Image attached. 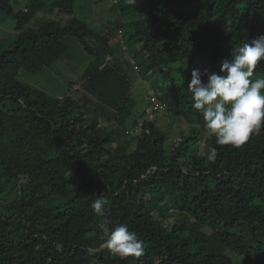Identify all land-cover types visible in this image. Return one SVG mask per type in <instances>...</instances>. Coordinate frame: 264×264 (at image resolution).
<instances>
[{
  "label": "trees",
  "instance_id": "trees-1",
  "mask_svg": "<svg viewBox=\"0 0 264 264\" xmlns=\"http://www.w3.org/2000/svg\"><path fill=\"white\" fill-rule=\"evenodd\" d=\"M117 9L94 26L75 0H0L12 28L0 29V264H264V125L239 148L217 145L187 89L194 69L219 72L264 35V0ZM68 37L87 59L72 73ZM135 72L157 90L138 114ZM34 74L50 84L24 80ZM174 125L187 132L171 140ZM105 221L134 231L143 254L104 247Z\"/></svg>",
  "mask_w": 264,
  "mask_h": 264
},
{
  "label": "clouds",
  "instance_id": "clouds-1",
  "mask_svg": "<svg viewBox=\"0 0 264 264\" xmlns=\"http://www.w3.org/2000/svg\"><path fill=\"white\" fill-rule=\"evenodd\" d=\"M136 3L137 0H129ZM264 60V35L251 42L232 48L231 58L225 60L219 72H201L194 69L187 89L191 94V107L200 113L203 127L215 136L217 145L239 148L264 125V78L253 79L254 70ZM206 76V82L202 81ZM217 149L211 147L208 162L214 163ZM108 204L106 198H97L91 207L101 214ZM98 228L106 236L104 247L122 257L143 254V242L126 225L109 228L105 221Z\"/></svg>",
  "mask_w": 264,
  "mask_h": 264
},
{
  "label": "rangeland",
  "instance_id": "rangeland-1",
  "mask_svg": "<svg viewBox=\"0 0 264 264\" xmlns=\"http://www.w3.org/2000/svg\"><path fill=\"white\" fill-rule=\"evenodd\" d=\"M21 1L22 5L26 3V0ZM118 1L119 0H75V14L80 19L87 21L89 24H93L94 26L100 25L106 23L109 19L111 20L116 18L119 15V11L117 9ZM0 29L10 31L12 30V28H10V25H8L7 18L0 17ZM65 42L69 44L71 48L67 59L68 61H65L66 63L62 64V67L65 68L67 73H72L73 66L81 68L87 63V59L83 54V46L79 44L75 38H65ZM132 76L135 82L133 94L138 100V104L136 107V113L138 114L143 111L144 108H147L149 106L147 98L152 93H156L157 90L155 87L151 86V81H149V79L140 77V73L135 72L132 74ZM27 77L29 79L25 77L24 80L34 85L41 83L48 85L51 82L50 77L41 79L37 74H34L33 76L27 75ZM153 117L155 116L153 113H151L150 118L152 119ZM165 125H167V122L165 123ZM182 129L187 132L186 126L180 127L179 125H174L171 134L172 137H170V139L172 140L173 138H175L174 134L178 133Z\"/></svg>",
  "mask_w": 264,
  "mask_h": 264
},
{
  "label": "built area",
  "instance_id": "built-area-1",
  "mask_svg": "<svg viewBox=\"0 0 264 264\" xmlns=\"http://www.w3.org/2000/svg\"><path fill=\"white\" fill-rule=\"evenodd\" d=\"M154 109H163L164 108V105L163 104H160L159 102L153 104L152 106ZM152 108H150L151 110Z\"/></svg>",
  "mask_w": 264,
  "mask_h": 264
}]
</instances>
